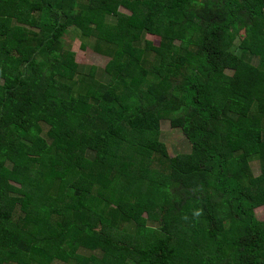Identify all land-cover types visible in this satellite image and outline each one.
<instances>
[{
    "label": "trees",
    "instance_id": "obj_1",
    "mask_svg": "<svg viewBox=\"0 0 264 264\" xmlns=\"http://www.w3.org/2000/svg\"><path fill=\"white\" fill-rule=\"evenodd\" d=\"M262 207L264 0H0V264H264Z\"/></svg>",
    "mask_w": 264,
    "mask_h": 264
},
{
    "label": "rangeland",
    "instance_id": "obj_2",
    "mask_svg": "<svg viewBox=\"0 0 264 264\" xmlns=\"http://www.w3.org/2000/svg\"><path fill=\"white\" fill-rule=\"evenodd\" d=\"M121 11H124L121 9ZM147 39L152 41L154 45L158 46L161 44V38L157 36L148 35ZM86 43L83 48L82 43ZM65 44L68 48H71L75 53V59L78 63L92 66L95 70V79L97 81H105V68L109 62V58L98 54L94 50V42L92 40L80 38L79 33L72 29V32L66 37ZM82 45V46H81ZM161 140L167 145L169 152L172 156L178 154H185L192 152V145L187 140L184 133L180 130L173 129L169 123V120H164L161 125ZM254 170L257 175L261 174V166L258 161L254 163ZM258 216L264 219V207L258 211Z\"/></svg>",
    "mask_w": 264,
    "mask_h": 264
}]
</instances>
